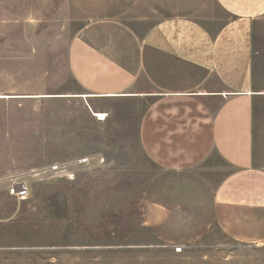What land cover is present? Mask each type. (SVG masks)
<instances>
[{"label": "rangeland", "instance_id": "1", "mask_svg": "<svg viewBox=\"0 0 264 264\" xmlns=\"http://www.w3.org/2000/svg\"><path fill=\"white\" fill-rule=\"evenodd\" d=\"M80 14L72 0H0V264H264V225L216 223L207 162L170 171L144 154L140 104L94 123L47 97L78 90Z\"/></svg>", "mask_w": 264, "mask_h": 264}, {"label": "crops", "instance_id": "2", "mask_svg": "<svg viewBox=\"0 0 264 264\" xmlns=\"http://www.w3.org/2000/svg\"><path fill=\"white\" fill-rule=\"evenodd\" d=\"M72 1L78 90L47 97L94 123L113 104H140L148 159L170 171L207 162L216 223L264 225V0Z\"/></svg>", "mask_w": 264, "mask_h": 264}, {"label": "built area", "instance_id": "3", "mask_svg": "<svg viewBox=\"0 0 264 264\" xmlns=\"http://www.w3.org/2000/svg\"><path fill=\"white\" fill-rule=\"evenodd\" d=\"M100 114H105V113H100ZM105 117L106 115L104 116L96 115V118L100 120H103ZM85 160L86 159H81L80 161L83 162ZM6 190L9 195L16 196L19 198L26 196L28 193L27 187L24 184L18 183L16 181H11L10 183H8L6 186ZM179 250L180 248L176 247V251H179Z\"/></svg>", "mask_w": 264, "mask_h": 264}]
</instances>
